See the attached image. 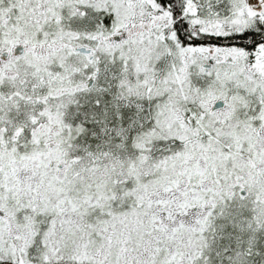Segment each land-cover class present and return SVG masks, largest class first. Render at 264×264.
Masks as SVG:
<instances>
[{"label":"snow or ice","instance_id":"snow-or-ice-1","mask_svg":"<svg viewBox=\"0 0 264 264\" xmlns=\"http://www.w3.org/2000/svg\"><path fill=\"white\" fill-rule=\"evenodd\" d=\"M0 264H264V0H0Z\"/></svg>","mask_w":264,"mask_h":264}]
</instances>
